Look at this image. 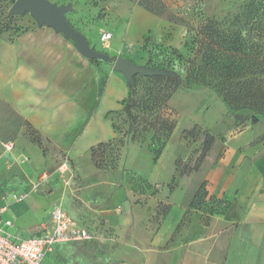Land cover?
<instances>
[{
  "label": "crops",
  "instance_id": "0c3cea01",
  "mask_svg": "<svg viewBox=\"0 0 264 264\" xmlns=\"http://www.w3.org/2000/svg\"><path fill=\"white\" fill-rule=\"evenodd\" d=\"M112 1L101 0L108 6L103 17L96 15L80 30L94 48L141 66L147 40L176 48L184 45L187 26L139 3L115 7ZM102 31L113 34L108 47L100 42ZM129 84L123 70L113 63L94 64L73 39L52 26L36 21L12 38L0 34V158H61L72 173L71 159L91 158L93 146L115 136L107 114L123 109ZM31 132L40 137L43 148L32 141ZM251 137L247 131L230 137L206 158L202 179L208 197L224 202L209 220L189 201L164 200L159 195L147 203L145 196L139 201L118 173L81 172L85 185L81 199L94 210L92 215L105 219V228L101 233L85 225L82 201L65 190L59 199L66 211L95 231L98 239L58 242L44 264H239L245 235L252 231L257 236L248 241L254 250L247 262L257 264L256 251L263 248L264 258V146L251 147ZM161 163L153 177L166 182L174 163L165 171ZM29 190L25 185L13 189L0 185L2 216L13 221L8 231L22 238L38 234L39 223L51 216L46 220L39 216L34 198H29L30 205L24 200L20 209H10L8 203L16 201L9 194ZM160 201L169 206L156 217Z\"/></svg>",
  "mask_w": 264,
  "mask_h": 264
},
{
  "label": "rangeland",
  "instance_id": "374dc122",
  "mask_svg": "<svg viewBox=\"0 0 264 264\" xmlns=\"http://www.w3.org/2000/svg\"><path fill=\"white\" fill-rule=\"evenodd\" d=\"M50 1L59 5L68 3L73 5V9L67 12V18L79 31L94 20L96 15L99 18L103 17V11L108 8L107 4H100L101 0ZM252 1L113 0L110 5L115 7L120 4L149 3L160 11L162 17L167 20L175 19L177 23L187 26L186 45L184 43L180 48L175 47L177 50L174 51L169 46L155 44L148 40L139 62L145 68L157 70L159 74L178 79L182 85L168 100L164 101L170 91L165 80L150 78L149 75L144 74L136 80L132 79L135 94L132 98L131 115L120 114L117 131L113 137L115 139L111 144L99 150L96 156L90 152L91 158L83 159V161L71 159L69 166L72 173L69 170H60L61 158H56L54 161L35 158H18L17 160L4 156L0 158V185L12 189L22 185L30 188L32 183L40 181L42 173L47 172L46 181L41 180L40 188L35 192L30 191L25 201L34 198V207L40 210L39 216L46 220L54 207L60 203L59 198L66 190L76 200L82 201L83 209H80V212L81 218L85 219V225L101 233L106 225L105 219L92 215L94 210L80 196L85 185L81 183L82 180L79 177L84 171L94 169L99 172L118 173L119 177L129 182L131 191L135 196H139V201L142 196H145L147 203V199L159 195L164 200L189 201L192 204L200 188L205 184V180L202 179L204 172L202 166L206 158L216 154L215 149L222 145L221 142L247 131L253 138L251 147H255L256 144L264 146V114H257L258 121L254 122L253 112L235 111L229 108L217 90L189 79L186 59L196 55L195 45L191 42L193 32L189 31V27L206 18L228 26L234 16L243 14ZM13 4L14 0H0V31L4 35H14L27 30L37 21L27 11L23 14H11ZM247 22L244 17L242 24L247 25ZM197 58V62L200 63V57ZM242 118L246 119L241 122ZM131 123L135 125L134 130H129ZM170 125L174 126L171 131L168 129ZM207 133L214 135L215 141L206 155L201 157ZM31 139L38 144L37 135L32 133ZM40 147L43 148V145ZM261 157L264 158V150L261 152ZM159 162H162L161 170L163 171L174 163L171 177L166 182L153 177ZM141 171L148 174L144 175ZM69 172L72 174L70 180L67 179ZM66 180H69L71 184L67 188ZM26 202L29 205L32 204L30 200ZM9 204H11L10 209L17 210L23 207L25 202ZM168 206L160 201L156 217L165 213ZM42 222L39 224L41 225ZM253 235L257 236L254 231L245 235L239 264H248V256L250 257L251 250H254L248 241L254 237ZM262 246L264 247V244ZM262 249L255 252L258 257H255L253 261L257 264H264ZM64 259L66 260V257Z\"/></svg>",
  "mask_w": 264,
  "mask_h": 264
},
{
  "label": "trees",
  "instance_id": "16d2710c",
  "mask_svg": "<svg viewBox=\"0 0 264 264\" xmlns=\"http://www.w3.org/2000/svg\"><path fill=\"white\" fill-rule=\"evenodd\" d=\"M141 5L161 16L160 11L149 3L145 2ZM244 17L246 22L250 20L247 25L242 24ZM168 20L178 22L172 18H168ZM189 31L193 32L191 42L195 45L194 51L196 54L193 58L189 57L186 59L189 79L196 83L211 86L222 95L229 108L235 111H251L254 113L253 121H258L257 114H264V0H253L247 5L243 14L234 16L228 26H225L222 22L206 18L196 24H192L189 27ZM0 34H2L1 31ZM17 34L9 36L12 38ZM144 47H146V43ZM170 48L174 49V51L177 50L175 47ZM197 57H200V63L197 62ZM89 59L98 66L111 64L101 58ZM112 59L115 60L116 58L112 57ZM140 75L142 73L134 74L133 79L136 80ZM144 75L165 80L168 83L170 91L165 96L164 101L168 100L182 85L178 79L171 76L168 77L159 73ZM129 86V96L123 109L111 111L107 114L112 120L115 132L117 131L116 126L119 124L120 114L127 113L131 115L135 86L132 83ZM245 119L242 118L241 122ZM173 128L174 126L170 125L168 129L171 131ZM134 129L135 125L131 123L129 130ZM32 133L34 132L30 134ZM206 136L201 157L206 155V152L215 141L214 135L207 133ZM37 139L38 144L43 145L39 136H37ZM114 139L112 138L109 141L100 142L93 146L91 148L92 155L96 156L99 150L111 144ZM98 166L101 167L100 165ZM206 200L207 205H205ZM223 203L213 196L208 198L205 184H203L191 205L197 207H203V205L206 207L211 206L210 210L212 213H218L221 207H224ZM213 206H216V208H213Z\"/></svg>",
  "mask_w": 264,
  "mask_h": 264
},
{
  "label": "built area",
  "instance_id": "2783aa9c",
  "mask_svg": "<svg viewBox=\"0 0 264 264\" xmlns=\"http://www.w3.org/2000/svg\"><path fill=\"white\" fill-rule=\"evenodd\" d=\"M113 38L110 31H102L100 42L108 47ZM8 149L9 145L6 146ZM66 167V168H64ZM60 170L68 171L67 162L62 163ZM48 175L43 174L39 182L32 183L27 192H14L9 194L16 202H23L30 191H37L40 188L41 180L46 181ZM72 174L68 175L70 180ZM66 180V185L70 181ZM207 205V200L205 202ZM198 207L209 220L215 213L210 210L211 206ZM216 208V206H213ZM3 209H0V264H44L46 255L54 249L58 242L63 241H94L98 239V234L88 227L81 225L64 208L63 203H58L51 212L50 218L41 224L38 234L22 238L13 235L8 228L13 226V221L4 219Z\"/></svg>",
  "mask_w": 264,
  "mask_h": 264
},
{
  "label": "water",
  "instance_id": "95a60500",
  "mask_svg": "<svg viewBox=\"0 0 264 264\" xmlns=\"http://www.w3.org/2000/svg\"><path fill=\"white\" fill-rule=\"evenodd\" d=\"M73 9L71 3L57 4L50 0H16L11 7V14H23L30 12L39 25H47L54 27L57 31H61L67 38L73 39L76 48L88 58H101L106 62L113 63L118 70H123L130 79L136 73L157 74V70L138 66L125 58L118 57L115 60L112 56L94 48L87 37L69 22L67 12Z\"/></svg>",
  "mask_w": 264,
  "mask_h": 264
}]
</instances>
